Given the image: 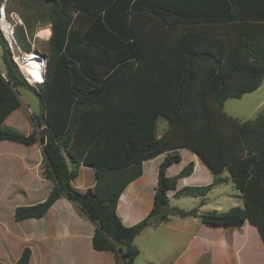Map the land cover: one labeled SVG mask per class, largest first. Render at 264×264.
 Instances as JSON below:
<instances>
[{
  "label": "trees",
  "instance_id": "trees-1",
  "mask_svg": "<svg viewBox=\"0 0 264 264\" xmlns=\"http://www.w3.org/2000/svg\"><path fill=\"white\" fill-rule=\"evenodd\" d=\"M36 8V22L52 25L43 84L33 87L11 58L0 33V140L26 146L42 142L48 197L19 206L15 219H40L65 197L96 226V251L135 264V239L146 229L197 218L170 206L169 191L193 173L190 162L175 177L167 169L182 159L178 149L197 153L213 181L187 186L174 197L205 200L229 172L244 207L199 216L210 227L255 226L264 243V112L239 121L224 112L230 99L255 92L264 79V0H18ZM38 8V9H37ZM44 10V11H43ZM18 27L21 47L31 52L28 20ZM38 97L36 130L29 135L2 127L22 108L20 89ZM168 128L159 137V121ZM162 161L149 214L132 226L117 213L125 189L143 175V163ZM81 165L96 170L94 187L73 181ZM25 248L14 264H29ZM0 264H3L0 262Z\"/></svg>",
  "mask_w": 264,
  "mask_h": 264
},
{
  "label": "crops",
  "instance_id": "crops-1",
  "mask_svg": "<svg viewBox=\"0 0 264 264\" xmlns=\"http://www.w3.org/2000/svg\"><path fill=\"white\" fill-rule=\"evenodd\" d=\"M4 1L6 2V10L9 17H18L20 19V24H24L26 35H28L27 27L23 18L15 11L8 9V0ZM20 24L16 28V37L19 45L18 27ZM37 24L42 23L38 22ZM34 28H36V25ZM46 28H49L51 31L50 36L46 39L48 45V41L52 36V25L50 23H45L42 24L38 31L32 32V37L28 38V42H30L31 46H36L37 38L35 37L33 39L35 32L39 33ZM21 50L22 53L26 54V51L22 47ZM33 51L37 50L34 49ZM37 52H41L48 58V53L45 54L39 50ZM23 109L24 102L22 101V108L13 111L5 119L2 127H9L6 128V130H15L19 132L16 127L14 128V126L17 125L12 119L21 113L22 120L25 121ZM28 110L32 116L37 115L31 109L28 108ZM226 114L231 116L228 113ZM32 122L34 124L33 119ZM167 128L168 125L166 123L163 125L161 132L158 133L159 137L163 135ZM35 130L36 126L34 124L33 127L30 128V133ZM43 147L44 144L42 142L26 146L15 142L0 140V262L3 264H14L20 259L24 249L30 248L32 254L29 264H124V259L121 255L118 256L113 252L94 250L92 240L96 226L86 217L77 205L70 202L65 197L56 201L46 215L40 219H27L23 221H17L15 219V210L17 207L30 206L44 201L53 187V183L50 180L45 179L43 175L47 164L43 153ZM177 152H179L182 159L179 163L172 164L167 169L168 177H175L190 162L194 163L193 173L188 177L178 180L177 190L187 186H203L201 184L208 185L213 181V175L209 167L197 153L187 148L178 149ZM166 155L167 153H164L145 161L143 163V175L128 185L121 195L117 213L124 225H135L144 219L151 211L158 184L159 168ZM87 169L92 171L93 182L80 189L75 185V182L82 172ZM199 169L203 170V175L207 178L206 181H203L199 176ZM95 175L96 170L94 168L81 165L79 168V174L73 181L74 187L80 191L94 187V183H96ZM222 177L226 179L225 183L231 181L230 174L227 171L222 174ZM176 191H169L168 196L170 192H174L175 194ZM22 198H25L24 202L20 201ZM200 200V204L203 206L205 200ZM9 201L14 202L12 208L6 207ZM198 213H200L199 210ZM162 225L164 224L159 226ZM251 226L253 228H251ZM216 228L229 229L226 227ZM232 228L238 229L236 230V237L239 238V240H244V242L236 246L239 256L241 257V254L244 252L256 255L257 252L263 251V253L260 254L262 256L259 257L260 261H257L256 264H264V243L260 238L257 228L249 223H246L239 228ZM250 229L255 231L257 240L260 243L259 248L253 252L250 251L251 248H249V245H246L248 237L247 231ZM224 236L226 235H223L222 237L224 238ZM232 243H234L233 239ZM212 247L218 249L219 246L213 241ZM203 251L201 252V255ZM186 252L187 251L183 253L176 264L181 263Z\"/></svg>",
  "mask_w": 264,
  "mask_h": 264
},
{
  "label": "rangeland",
  "instance_id": "rangeland-1",
  "mask_svg": "<svg viewBox=\"0 0 264 264\" xmlns=\"http://www.w3.org/2000/svg\"><path fill=\"white\" fill-rule=\"evenodd\" d=\"M8 9L15 11L23 20H28L29 28L32 32L38 31L42 24H37L35 17L40 18L36 8L25 7L18 0H8ZM4 0H0V5ZM38 9V8H37ZM44 11V10H43ZM36 25V28L34 26ZM36 29V30H35ZM36 46L30 45L31 51L36 49L45 54L48 53L47 38L38 36L35 32ZM32 40V39H31ZM33 43V41H32ZM3 47L0 44V70H4L3 64ZM18 66V65H17ZM19 70L20 67L18 66ZM33 86V85H32ZM34 85L33 87H37ZM20 96L24 102V117L22 120L20 114L16 115L12 121L16 123L14 126L19 132L29 135L30 128L33 127V116L28 110L31 109L35 114L39 115L41 112V105L38 97L32 91L26 88L20 89ZM224 110L229 115L241 121L255 119L259 114L264 112V79L261 87L241 99H230L225 103ZM35 122V119H34ZM166 121L161 119L159 121V130L161 132ZM4 129L9 127H3ZM13 128V129H14ZM44 153V152H43ZM199 176L203 181L207 178L203 175V170L199 169ZM92 171L87 169L83 171L80 177L76 180L75 185L82 189L93 182ZM92 180V181H91ZM95 184V183H94ZM93 184V185H94ZM206 185V184H201ZM90 187V186H89ZM85 191V189H83ZM171 209L176 207L182 210L190 211L197 208L199 216L209 213L211 211L227 212L234 207H244V202L241 198V192L236 188L232 181L224 183L216 187L205 200V204L201 206L199 198L193 197H174V192L169 193ZM25 201V198L20 200ZM13 201H9L7 208H12ZM199 216L197 218H187L184 220L172 215L170 222L159 227H151L146 229L140 236H138L134 245L140 250V255L136 259L135 264H176L185 251L186 255L182 258L180 264H256L259 260L260 254L256 255L249 253H242L241 257L237 253L236 246L240 245L244 240H239L236 237V230L238 229H224L204 225ZM251 228H253L251 226ZM223 235L224 238L222 237ZM246 245H249L250 251H255L259 248V241L256 233L252 229L247 231ZM232 239L233 242L232 243ZM215 241L218 249L212 247V242ZM230 241V242H228ZM225 243V245H224ZM214 246V245H213ZM205 248V249H204ZM204 249V251H203ZM203 251L202 255L201 252ZM213 251V252H212ZM201 255V257H200ZM119 256V255H118ZM122 257V256H121Z\"/></svg>",
  "mask_w": 264,
  "mask_h": 264
},
{
  "label": "built area",
  "instance_id": "built-area-1",
  "mask_svg": "<svg viewBox=\"0 0 264 264\" xmlns=\"http://www.w3.org/2000/svg\"><path fill=\"white\" fill-rule=\"evenodd\" d=\"M20 24V19L18 17H9L7 10H6V2L4 1L1 5H0V33L3 37V39L5 40V43L7 45V47L9 48L10 52H11V58L14 61V63H16L18 66V62L17 59L15 58V55L18 54L17 56H19L20 53H22L21 50V46L19 45L18 41H17V37H16V28L17 26ZM41 53V52H40ZM39 62H41L42 64V71H43V80L41 83L39 84H43L44 80H45V73L47 70V59H45L43 57V54H39ZM23 73V72H22ZM24 75V73H23ZM25 80L32 86L36 85V84H32L31 82H29V80L27 79V76H25ZM37 84V85H39Z\"/></svg>",
  "mask_w": 264,
  "mask_h": 264
},
{
  "label": "bare ground",
  "instance_id": "bare-ground-1",
  "mask_svg": "<svg viewBox=\"0 0 264 264\" xmlns=\"http://www.w3.org/2000/svg\"><path fill=\"white\" fill-rule=\"evenodd\" d=\"M50 33V29L46 28L44 30H41L38 33V36L47 38L50 36ZM39 54L41 53L37 51H32L29 53L26 52V54L20 53L19 56H17L18 54L15 55V58L17 59L21 71L24 73L25 76H27L29 82L36 85L42 82L44 71V68L42 71V64L38 60Z\"/></svg>",
  "mask_w": 264,
  "mask_h": 264
},
{
  "label": "water",
  "instance_id": "water-1",
  "mask_svg": "<svg viewBox=\"0 0 264 264\" xmlns=\"http://www.w3.org/2000/svg\"><path fill=\"white\" fill-rule=\"evenodd\" d=\"M43 57H44L45 59H47V56H46V55H44V54H43Z\"/></svg>",
  "mask_w": 264,
  "mask_h": 264
},
{
  "label": "clouds",
  "instance_id": "clouds-1",
  "mask_svg": "<svg viewBox=\"0 0 264 264\" xmlns=\"http://www.w3.org/2000/svg\"><path fill=\"white\" fill-rule=\"evenodd\" d=\"M16 64V63H15ZM17 65V64H16ZM22 72V71H21ZM25 78V77H24ZM29 84V83H28Z\"/></svg>",
  "mask_w": 264,
  "mask_h": 264
}]
</instances>
